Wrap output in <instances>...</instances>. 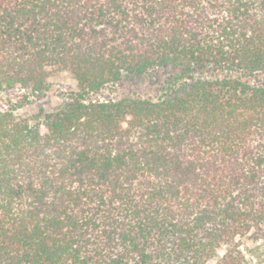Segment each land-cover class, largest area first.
Returning a JSON list of instances; mask_svg holds the SVG:
<instances>
[{
	"label": "trees",
	"instance_id": "16d2710c",
	"mask_svg": "<svg viewBox=\"0 0 264 264\" xmlns=\"http://www.w3.org/2000/svg\"><path fill=\"white\" fill-rule=\"evenodd\" d=\"M159 68L155 99L88 93ZM0 264H244L264 244V0H0ZM223 73L221 79L206 78Z\"/></svg>",
	"mask_w": 264,
	"mask_h": 264
},
{
	"label": "rangeland",
	"instance_id": "374dc122",
	"mask_svg": "<svg viewBox=\"0 0 264 264\" xmlns=\"http://www.w3.org/2000/svg\"><path fill=\"white\" fill-rule=\"evenodd\" d=\"M175 74L170 68H159L140 77H127L106 85L95 94H86L84 100L90 103L116 102L123 98L155 99L161 94L164 83ZM224 75L216 72L204 77L221 79ZM242 80L251 85H264V74L244 76ZM78 94L79 88L70 75L59 73L48 79L47 89L41 94H33L29 88L0 92V114L12 110L18 117L27 118L40 111L52 112ZM240 248L245 256L244 264H264V244H248L243 241Z\"/></svg>",
	"mask_w": 264,
	"mask_h": 264
}]
</instances>
